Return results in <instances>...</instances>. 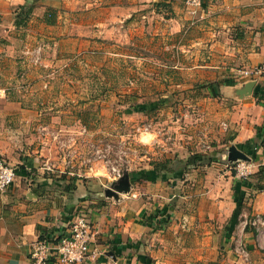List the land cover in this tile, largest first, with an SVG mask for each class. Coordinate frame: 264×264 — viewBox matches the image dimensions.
<instances>
[{"label": "crops", "instance_id": "1", "mask_svg": "<svg viewBox=\"0 0 264 264\" xmlns=\"http://www.w3.org/2000/svg\"><path fill=\"white\" fill-rule=\"evenodd\" d=\"M210 1L208 32L197 30L187 43L183 24L169 23L178 14L173 0H0V87L5 91L0 154L16 170L13 183L0 190V264H32L31 244L64 233L77 206L90 211L95 230L90 248L98 254L84 264H244L230 243L241 210L264 218V188L257 189L264 168V74L245 78L237 72L264 63V0ZM21 10L27 17L17 25L25 16ZM48 13L52 23L46 21ZM68 15L75 22L80 18L78 25L70 24L72 29L63 20ZM138 15L167 39L177 32V41L163 43L173 50L167 52L172 63L167 73L177 69L184 84L189 79L215 99L218 124L211 127L208 150L190 151L178 163L154 162L139 170L136 179L130 175L129 193L115 198L105 194L109 184L93 188V179L64 166L57 149L74 137L63 138V130L79 126L86 133L89 125L87 116L65 121L70 114L58 107L63 90L53 83L74 78L63 74L64 67L82 47L105 53L101 34L136 30ZM85 29L95 38L86 39ZM40 43H45L44 65L33 64L25 53ZM186 47L193 49L190 65ZM48 66L55 68L48 73ZM228 78L235 84L219 83ZM204 81L210 86H196ZM233 149L253 162L248 178H237L230 170L228 164L239 159L232 160ZM253 228H246L243 237L251 263L264 264V231Z\"/></svg>", "mask_w": 264, "mask_h": 264}, {"label": "rangeland", "instance_id": "2", "mask_svg": "<svg viewBox=\"0 0 264 264\" xmlns=\"http://www.w3.org/2000/svg\"><path fill=\"white\" fill-rule=\"evenodd\" d=\"M210 3V0H201L197 12L192 13L186 0H173V6L176 5L173 9L178 14L173 15L169 23L178 21L183 24V37L187 43L192 35H196L197 30L208 32L205 28L209 25L211 15L205 16V13L211 8ZM165 5L162 7L166 8ZM167 11L168 16H171L172 11ZM154 18L160 20L158 15ZM64 19L68 21L69 29H72L71 23L80 22V18L75 22V17L69 15ZM135 19L139 23L136 30H110L101 34L105 40L101 45H106L105 53L96 55L90 52L96 50L95 46L86 50L82 47L81 52L73 58V63L67 61L64 67L63 74H71L74 78L69 76L71 80L65 83H53L55 88L59 86L63 90L60 92L62 97L59 98L58 107L64 114H70L65 121L74 119L78 122L82 116H87L89 125L86 133L79 126L63 130V138L74 139L66 146H59L57 150L65 157V167L69 165L81 176L93 179V188L99 190L104 185H110L117 170L131 173L151 168L154 162L167 159L178 163L190 151L208 150L211 144L209 133L213 131L211 127L218 124L215 120L218 102L210 99L205 91L195 89L194 82L189 79L184 84L177 69L170 68L175 72L167 73L168 64L172 65L170 61L167 62V52L172 54L173 50L165 49L163 43L168 40L177 41V32L172 31L168 36L170 39H167L164 33L155 30V26L149 29L148 24L142 22V16L138 15ZM199 26L203 28L199 29ZM89 31H83L88 34L86 39L95 38ZM80 36L84 35L81 33ZM204 36L210 37L209 34ZM44 44L37 45L42 47L41 65L43 59H46L43 57ZM185 49H190L186 51V62L190 65L193 61V57H190L192 47ZM54 68L48 66V73ZM45 70L43 67L41 73ZM87 76L89 79H86ZM138 107L143 110L138 111ZM87 112H90L89 117ZM197 139L200 141L197 142ZM69 158L71 160L68 162ZM228 165L230 170L235 171L233 163ZM251 215L249 213L248 218H252ZM240 228H236L235 232L249 250ZM246 228L254 229L252 225ZM239 237L234 235L230 243L233 253L240 263L252 264L251 254L249 259L242 260L235 251ZM211 255L215 257V254Z\"/></svg>", "mask_w": 264, "mask_h": 264}, {"label": "built area", "instance_id": "3", "mask_svg": "<svg viewBox=\"0 0 264 264\" xmlns=\"http://www.w3.org/2000/svg\"><path fill=\"white\" fill-rule=\"evenodd\" d=\"M190 6L192 13L197 12V7L201 4V0H186ZM41 49L39 45L32 50H25L26 54L32 56V62L40 64L42 62ZM264 74V63L257 64L250 68H243L237 72V76L245 78L259 77ZM1 76V68H0ZM5 91L0 87V99L4 96ZM226 127V124L223 123ZM235 176L237 178H248L252 173L253 162L250 159H238L233 163ZM124 173V172H123ZM123 173L117 170L113 174L112 180L120 178ZM16 170L11 166L5 158L0 154V190H6L14 181ZM109 182V183H110ZM135 196V194H132ZM249 212L242 211L239 215L237 229L241 226L240 232L243 235L247 226L255 227L258 232L264 231V218L260 214L251 215L248 218ZM242 218V220H241ZM241 220V221H240ZM239 235L235 232L233 237ZM95 230L90 212L85 206H77L75 214L67 225V229L62 234H48L39 237L35 240L30 247L29 254L32 264H84L89 258H96L98 255L95 249L90 248V243L94 239ZM236 240V238H235ZM238 245L235 247L236 253L242 260L249 259L250 252L242 243L237 239Z\"/></svg>", "mask_w": 264, "mask_h": 264}, {"label": "water", "instance_id": "4", "mask_svg": "<svg viewBox=\"0 0 264 264\" xmlns=\"http://www.w3.org/2000/svg\"><path fill=\"white\" fill-rule=\"evenodd\" d=\"M232 153L234 154L232 160H236L238 157L239 159H249L246 155L239 151L237 152L235 149L232 150ZM130 178V173L125 171L120 178L110 183V187L105 190V194L109 197L117 198L120 193H129L131 189Z\"/></svg>", "mask_w": 264, "mask_h": 264}, {"label": "trees", "instance_id": "5", "mask_svg": "<svg viewBox=\"0 0 264 264\" xmlns=\"http://www.w3.org/2000/svg\"><path fill=\"white\" fill-rule=\"evenodd\" d=\"M24 8H25V7L21 6V9H24ZM21 12H22L23 15H25V16L21 17V19L16 20V24H17V25H20L21 23H24V21H25L24 19H26L25 17H27V16H26L27 14H25V10H24V11L21 10ZM46 21H48L49 23H52V22H53L52 13H48V17L46 18ZM235 82H236V80L228 78V79H225L224 81H220L219 83L235 84ZM210 84H211V83H209V82H203V83H197L196 86H199V87H208V86H210ZM213 95H215V93H213ZM137 110H138V111H142L143 108H142V107H138ZM139 173H140L139 171H132V172L130 173V175L133 177V179H136ZM258 174H259V177H258V181H257V189H258V190H261V189L264 188V168H263L262 171H261L260 173H258ZM241 180H244V179H241ZM241 211H242V210H241ZM240 214H241V212H239V213L237 214V215H238V216H237V217H238V219H237V223H238V221H239V215H240ZM237 223H236V224H237Z\"/></svg>", "mask_w": 264, "mask_h": 264}]
</instances>
